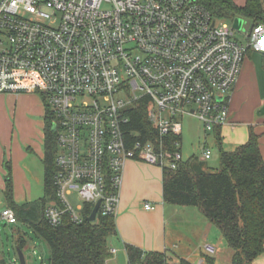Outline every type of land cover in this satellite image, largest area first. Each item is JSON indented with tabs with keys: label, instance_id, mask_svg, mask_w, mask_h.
<instances>
[{
	"label": "built area",
	"instance_id": "2783aa9c",
	"mask_svg": "<svg viewBox=\"0 0 264 264\" xmlns=\"http://www.w3.org/2000/svg\"><path fill=\"white\" fill-rule=\"evenodd\" d=\"M253 36L264 37V26ZM248 48L233 22L198 0H0V93L40 95L56 128L49 224H82L85 206L98 202L97 219L116 217L130 160L176 169L181 143L170 151L165 138L182 136L177 117L196 116L208 132L225 125ZM142 100L157 142L127 138ZM0 221L18 224L10 208Z\"/></svg>",
	"mask_w": 264,
	"mask_h": 264
},
{
	"label": "trees",
	"instance_id": "16d2710c",
	"mask_svg": "<svg viewBox=\"0 0 264 264\" xmlns=\"http://www.w3.org/2000/svg\"><path fill=\"white\" fill-rule=\"evenodd\" d=\"M212 15L222 21L247 22L249 39L255 28L264 26V0H247L239 6L234 0H198ZM148 100L136 104L130 114L127 138L144 142L159 140L158 132L148 119ZM45 126L44 197L32 203L16 204L10 168L5 197L8 206L18 219V224L28 225L34 233L45 240L50 248L49 264H107L113 253L111 238L118 229L114 216H99L96 222H88L93 206L84 209L85 221L74 224L69 217L58 227L49 224L45 210L57 202L54 175L56 171L57 134L53 131L54 120L49 110ZM215 129V132H217ZM220 168L211 169L206 162L193 156L181 160L176 169L163 167V201L167 205L181 208H199L204 216L224 236L234 255L230 264H256L255 260L264 253V160L260 152L259 139L251 134L247 143L234 151L222 148ZM170 151H176V142L182 144V136L169 135L165 138ZM181 151V148H180ZM27 241L20 236L17 248L23 251ZM128 264H194L175 257L169 252H146L126 244ZM0 264H6L0 260ZM202 264H218L210 256Z\"/></svg>",
	"mask_w": 264,
	"mask_h": 264
},
{
	"label": "crops",
	"instance_id": "0c3cea01",
	"mask_svg": "<svg viewBox=\"0 0 264 264\" xmlns=\"http://www.w3.org/2000/svg\"><path fill=\"white\" fill-rule=\"evenodd\" d=\"M234 1L239 6L247 2ZM242 43L249 44V48L239 81L230 93V116L225 125L214 131L215 139L218 144L219 134L222 148L234 151L255 134L264 160V37L249 39L246 33V41ZM46 113L47 108L36 94L0 93V195L3 196L0 200L5 204L3 210L9 208L5 197L8 166L16 204L32 203L44 197ZM200 160L206 162L204 156ZM146 205L154 209L148 210ZM115 218L118 234L111 238L110 247L116 252L107 264H128L126 244L146 252H169L194 264L203 263L206 256L213 257L218 264L232 262L233 250L199 208L164 203L162 168L134 161L126 163ZM207 248L215 252L210 253ZM255 263L264 264V253Z\"/></svg>",
	"mask_w": 264,
	"mask_h": 264
},
{
	"label": "rangeland",
	"instance_id": "374dc122",
	"mask_svg": "<svg viewBox=\"0 0 264 264\" xmlns=\"http://www.w3.org/2000/svg\"><path fill=\"white\" fill-rule=\"evenodd\" d=\"M246 29L247 22L244 21L242 31H236L237 40L241 42L246 41ZM36 96L40 98L46 108L42 97L38 94ZM177 119L183 126L181 144L183 160L187 161L191 156H197L201 159L204 156L205 149L211 148L212 156L206 160L207 166L211 169H219L220 151L215 139V133L206 131L204 124L196 116L179 115ZM130 161L161 169L160 166L151 165L145 161ZM1 197L3 198L0 195V199ZM39 197H42V194ZM68 201L75 210L81 205V201L76 193L68 196ZM4 207L5 204H1L0 200V212L3 211ZM20 236L27 241V246L22 251L26 264H49L50 248L45 240L38 237L28 225L18 224L10 226L3 221H0V260H5L6 264H20L17 248Z\"/></svg>",
	"mask_w": 264,
	"mask_h": 264
},
{
	"label": "water",
	"instance_id": "95a60500",
	"mask_svg": "<svg viewBox=\"0 0 264 264\" xmlns=\"http://www.w3.org/2000/svg\"><path fill=\"white\" fill-rule=\"evenodd\" d=\"M243 24H244V21L242 19H235L234 22H233V28L237 31V32H240L242 31V27H243ZM55 127H53V131H55ZM99 207H100V202H98L91 214V216L87 219L88 222L90 223H94L96 222L97 220V213H98V210H99ZM19 252V260H20V264H26V261H25V257L22 253V251L18 250Z\"/></svg>",
	"mask_w": 264,
	"mask_h": 264
}]
</instances>
